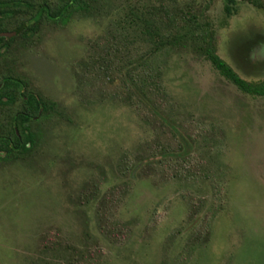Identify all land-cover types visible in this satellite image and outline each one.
I'll use <instances>...</instances> for the list:
<instances>
[{
  "label": "rangeland",
  "instance_id": "rangeland-1",
  "mask_svg": "<svg viewBox=\"0 0 264 264\" xmlns=\"http://www.w3.org/2000/svg\"><path fill=\"white\" fill-rule=\"evenodd\" d=\"M165 1L96 0L10 45L3 67L64 114L0 160V264H264V95L186 48L150 59L159 117L122 93L117 68L147 50L130 12ZM197 1L220 57L264 83V0Z\"/></svg>",
  "mask_w": 264,
  "mask_h": 264
},
{
  "label": "trees",
  "instance_id": "trees-1",
  "mask_svg": "<svg viewBox=\"0 0 264 264\" xmlns=\"http://www.w3.org/2000/svg\"><path fill=\"white\" fill-rule=\"evenodd\" d=\"M95 2L0 0V32H16L12 37H0V160H27L41 140L42 123L55 114H64L54 100L37 91L36 95L33 94L35 91L27 85L25 78L9 67H3L10 45L17 38L28 39L36 35L43 22L64 25L74 13L90 14ZM233 4L234 0H227V14L231 13ZM129 16L134 38L147 46L144 53L137 58H127L125 64L117 68L120 71L124 68L121 83L125 90L122 93L130 104L135 102L136 106L159 117L163 110L159 98L165 91L161 83V72L150 63V59L172 48H186L201 54L241 91L264 95V83L253 84L245 80L220 57L213 23L206 14L205 5L199 4L197 0H168L142 11H131ZM21 90L26 99L19 97L18 102L17 92ZM162 122L165 123L164 120ZM175 153L176 150H165L163 154L170 156Z\"/></svg>",
  "mask_w": 264,
  "mask_h": 264
},
{
  "label": "water",
  "instance_id": "water-1",
  "mask_svg": "<svg viewBox=\"0 0 264 264\" xmlns=\"http://www.w3.org/2000/svg\"><path fill=\"white\" fill-rule=\"evenodd\" d=\"M16 34L15 31H1L0 37H12Z\"/></svg>",
  "mask_w": 264,
  "mask_h": 264
},
{
  "label": "flooded vegetation",
  "instance_id": "flooded-vegetation-1",
  "mask_svg": "<svg viewBox=\"0 0 264 264\" xmlns=\"http://www.w3.org/2000/svg\"><path fill=\"white\" fill-rule=\"evenodd\" d=\"M22 91H23V90L17 92V95H18V96H17V98H18L17 101H18V102H20V100H19L20 98H19V97H23V98L26 99V96H23V94H22L23 92H22ZM32 93L36 95V92H32ZM3 99H6V98L3 97ZM39 112H40V111H39Z\"/></svg>",
  "mask_w": 264,
  "mask_h": 264
}]
</instances>
